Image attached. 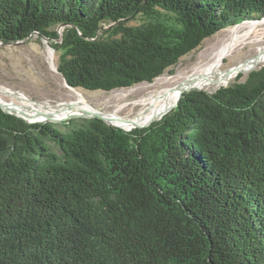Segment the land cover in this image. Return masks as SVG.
Returning <instances> with one entry per match:
<instances>
[{
    "label": "trees",
    "instance_id": "obj_1",
    "mask_svg": "<svg viewBox=\"0 0 264 264\" xmlns=\"http://www.w3.org/2000/svg\"><path fill=\"white\" fill-rule=\"evenodd\" d=\"M260 19L264 0H0V43L37 32L68 88L110 93ZM239 77L128 132L0 109V264H264V66Z\"/></svg>",
    "mask_w": 264,
    "mask_h": 264
},
{
    "label": "bare ground",
    "instance_id": "obj_2",
    "mask_svg": "<svg viewBox=\"0 0 264 264\" xmlns=\"http://www.w3.org/2000/svg\"><path fill=\"white\" fill-rule=\"evenodd\" d=\"M264 38V20H249L233 26L216 35L213 46L202 51L198 59L194 60L184 69L177 70L169 77L160 76L148 85V88H141L139 93L143 94L139 100L130 104V110L125 115H120L123 106H119L121 95L110 92V97H101L102 104H115L113 112L108 113L94 107L92 103L85 101L77 94V99L70 102L36 103L32 100L17 96L7 88L0 87V103L6 105L8 112L21 115L29 121L53 123L59 122L61 118H70L90 112L100 114L109 124L119 126L126 132L134 127L144 128L149 124L160 120L171 111L179 99L180 91L188 86L196 90H213L219 85L228 84L233 79L232 72L226 73L221 68L225 58L232 57L238 50H243L249 45H262ZM49 48V46L47 45ZM250 63H246L249 68ZM225 79V80H224ZM221 85V86H222ZM71 89V88H69ZM73 90V89H72ZM7 97L9 100H5Z\"/></svg>",
    "mask_w": 264,
    "mask_h": 264
},
{
    "label": "rangeland",
    "instance_id": "obj_3",
    "mask_svg": "<svg viewBox=\"0 0 264 264\" xmlns=\"http://www.w3.org/2000/svg\"><path fill=\"white\" fill-rule=\"evenodd\" d=\"M264 20V19H263ZM149 21L148 18L140 15H136L127 21V26H141ZM62 28V27H61ZM60 28V29H61ZM108 27L103 28L105 30ZM225 28L220 32L229 30ZM217 32L214 36L205 39L200 46H197L192 52L185 57H182L171 68L167 69L161 76L169 77L175 74L177 70L184 69L189 66L194 60L198 59L199 54L209 46H213ZM102 36H105L104 34ZM262 45H249L243 50L236 51L232 57L225 58L221 63V68L226 73L232 72V69L243 63H250L249 68H258L264 65V38L262 39ZM52 47L50 42H44L38 35H32L28 40L16 44H2L0 43V87L7 88L17 96L32 100L36 103L50 102L55 104L57 102H70L77 99V94L85 99V101L92 103L97 109L107 111L111 113L114 111L115 104H102L101 97H110L109 92L102 91H83L80 89H69L57 72L58 56L59 53L54 51V55L48 53V47ZM250 71H245L241 75L242 77L237 80L242 83ZM237 77V76H236ZM235 78L229 80L228 85L235 82ZM225 80V79H224ZM155 81V80H154ZM152 81V82H154ZM227 83V82H225ZM223 83V84H225ZM150 83L137 84L128 89L114 90V94L121 95V101L118 102L119 106H123L120 115H125L130 110V104L137 99L139 100L145 93L140 94L141 88H148ZM222 85V84H221ZM208 92H213L219 87ZM201 91V90H200ZM207 91V90H202ZM5 100H9L4 97ZM92 117L88 116H73L67 118L65 121H71L70 126L80 125L84 119ZM54 124L59 126L62 121L53 123L50 121L42 122ZM156 122V121H155ZM40 123V124H42ZM51 146V145H50ZM51 150L55 153H59L58 149L51 146Z\"/></svg>",
    "mask_w": 264,
    "mask_h": 264
},
{
    "label": "water",
    "instance_id": "obj_4",
    "mask_svg": "<svg viewBox=\"0 0 264 264\" xmlns=\"http://www.w3.org/2000/svg\"><path fill=\"white\" fill-rule=\"evenodd\" d=\"M261 20V19H260ZM247 21H249V20H247ZM243 22H245V21H243ZM242 22V23H243ZM238 25V24H237ZM237 25H235V26H237ZM62 27V28H61ZM65 26L63 25V26H60V27H57V33L59 34V36H61V32H62V30H63V28H64ZM61 28V29H60ZM34 34H36V35H38V37H40L41 39H43L44 40V42H49V39L48 38H46V37H44V36H40L37 32L36 33H34ZM33 34V35H34ZM29 38H27L26 40H28ZM26 40H22V41H17V42H15V43H12V44H16V43H21V42H25ZM56 43L58 42V41H55ZM9 44V43H8ZM51 53L52 55H54V50L52 49V47H49V49H48V53ZM264 65H261L260 67H258V68H248V67H246V62L245 63H243V64H239V65H237V66H235L233 69H232V75L234 76V78L236 77V76H238L240 73L242 74L243 72H245V71H253V70H258V69H260V68H262ZM63 78V77H62ZM63 80H64V82H65V84H66V87L68 88V86H67V83H66V81H65V79L63 78ZM227 87L228 86V84H224V85H222L221 87ZM221 87H219V88H221ZM218 88V89H219ZM72 89V88H71ZM217 89V90H218ZM192 90H196L195 88H193V87H191V86H188V87H186L185 89H183V90H181L180 91V94H179V98H180V96H181V94H184V93H187V92H190V91H192ZM196 91H200V90H196ZM216 91V90H215ZM215 91H213V92H215ZM206 92H208V91H206ZM212 92V93H213ZM208 93H211V92H208ZM179 100V99H178ZM178 103V102H177ZM176 103V104H177ZM176 106V105H175ZM0 109H2L6 114H9V115H13V116H16V117H19V118H21V120H23V121H25V122H27V123H35V124H39V122H35V121H29V120H27L26 118H24V117H21V115H17V114H15V113H11V112H8L7 111V109H6V105L5 104H3V103H0ZM170 112V111H169ZM79 116H88V117H94L95 119H100V120H102V121H104L106 124H108V126H112V127H117V128H120V129H122L121 127H119V126H115V125H112V124H109L107 121H106V119L103 117V116H101L100 114H94V113H90V112H82L81 114H78ZM162 118V117H161ZM160 118V119H161ZM67 118H61L60 119V121H65ZM150 125V124H149ZM148 125V126H149ZM147 127V126H146ZM134 128H137V129H142L141 127H134ZM145 128V127H144ZM123 130V129H122ZM123 131H125V130H123Z\"/></svg>",
    "mask_w": 264,
    "mask_h": 264
}]
</instances>
